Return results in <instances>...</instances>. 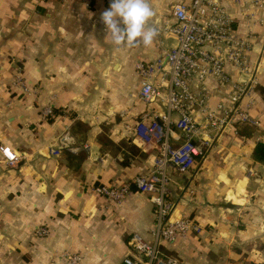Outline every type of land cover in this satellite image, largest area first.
I'll list each match as a JSON object with an SVG mask.
<instances>
[{
  "label": "crops",
  "instance_id": "0c3cea01",
  "mask_svg": "<svg viewBox=\"0 0 264 264\" xmlns=\"http://www.w3.org/2000/svg\"><path fill=\"white\" fill-rule=\"evenodd\" d=\"M180 1L187 0H148L149 24L170 17ZM111 2L0 0V142L19 154L8 165L0 153V264H62L57 255L65 250L80 253L81 264H124L131 234L152 241L154 204L133 181L152 170L155 150L140 145L132 127L164 109L139 98L134 65L159 49L154 41L114 45L101 22ZM236 17L238 32L251 37L253 68L264 58V24ZM17 76L35 90L21 92ZM258 78L251 105L264 121V66ZM207 88L211 106L228 101V84L208 79ZM47 105L54 115L43 118ZM203 125L194 139L208 151L199 167L167 170L171 217L189 216L203 231L162 249L181 264H264V165L252 158L264 134H243L235 123L214 134ZM61 136L71 149L53 155ZM169 139L181 143L182 131L172 126ZM125 183L131 191L119 203L92 190ZM39 225L48 227L46 236L34 234Z\"/></svg>",
  "mask_w": 264,
  "mask_h": 264
},
{
  "label": "built area",
  "instance_id": "2783aa9c",
  "mask_svg": "<svg viewBox=\"0 0 264 264\" xmlns=\"http://www.w3.org/2000/svg\"><path fill=\"white\" fill-rule=\"evenodd\" d=\"M67 1H80L90 7L94 0ZM236 14L264 24V0L180 1L172 5L170 17L150 25L158 32L154 42L159 55L149 61L135 62L134 69L140 78L138 96L162 107L164 112L158 116L144 114L132 127L138 143L155 150L152 170L137 175L133 183L137 191L149 194L154 204V225L150 231L152 241L138 233L131 234L128 246L133 254L123 258L124 264H181L178 258L166 254L162 245L174 242L190 231L196 234L203 231L202 226L189 216L171 217L173 203L168 199L171 179L167 172L169 167L182 173L194 166L195 157L201 152V146L194 139L202 123L203 129L214 134L229 123L254 126L264 134V121L254 115L251 105L264 58L255 67H250L247 55L251 37L238 32ZM228 67L236 70L238 77L229 74ZM208 79L230 86L228 101L211 106ZM13 85L20 87L23 93L35 90L18 76ZM53 115L50 105L42 109L43 118ZM172 126L183 133L179 144H173L169 139ZM201 141L207 144L210 139ZM63 147L71 149L67 137L61 136L49 152L58 155ZM84 147L88 148L87 145ZM0 153L8 165L19 160V154L1 142ZM92 190L115 203L124 200L131 191L128 183L100 184ZM48 232L46 225L34 229L37 237L46 236ZM57 259L62 264H81L82 255L65 250L57 255Z\"/></svg>",
  "mask_w": 264,
  "mask_h": 264
},
{
  "label": "clouds",
  "instance_id": "9594fccd",
  "mask_svg": "<svg viewBox=\"0 0 264 264\" xmlns=\"http://www.w3.org/2000/svg\"><path fill=\"white\" fill-rule=\"evenodd\" d=\"M155 16L148 0H112L110 8L101 14L107 36L116 46H150L158 36L149 21Z\"/></svg>",
  "mask_w": 264,
  "mask_h": 264
},
{
  "label": "rangeland",
  "instance_id": "374dc122",
  "mask_svg": "<svg viewBox=\"0 0 264 264\" xmlns=\"http://www.w3.org/2000/svg\"><path fill=\"white\" fill-rule=\"evenodd\" d=\"M236 126H237L238 131L241 132V133H243V134L244 133L245 134H249L252 131L259 132L258 129L256 127H254V126H249V125H245V124H237ZM260 132H262V131H260ZM216 139H217V136L216 137H213L212 138V141H214V140L216 141ZM206 150L207 149H202L201 152L195 157L194 166L189 171L196 170L199 167L200 162H201L203 156H205L206 155V152H208Z\"/></svg>",
  "mask_w": 264,
  "mask_h": 264
},
{
  "label": "trees",
  "instance_id": "16d2710c",
  "mask_svg": "<svg viewBox=\"0 0 264 264\" xmlns=\"http://www.w3.org/2000/svg\"><path fill=\"white\" fill-rule=\"evenodd\" d=\"M252 158L264 165V141H257L255 143L252 150Z\"/></svg>",
  "mask_w": 264,
  "mask_h": 264
}]
</instances>
